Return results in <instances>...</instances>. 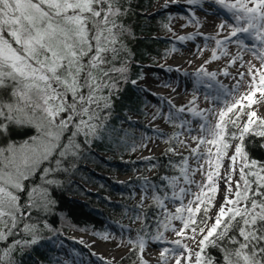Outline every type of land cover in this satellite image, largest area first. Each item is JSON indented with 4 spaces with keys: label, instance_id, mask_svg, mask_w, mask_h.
Returning <instances> with one entry per match:
<instances>
[{
    "label": "snow or ice",
    "instance_id": "1",
    "mask_svg": "<svg viewBox=\"0 0 264 264\" xmlns=\"http://www.w3.org/2000/svg\"><path fill=\"white\" fill-rule=\"evenodd\" d=\"M211 2L230 13L231 18L238 11L244 12L245 16L236 23L243 20L249 29L254 28L259 47H264V0ZM207 3L209 0H187L184 4L172 0L163 6V11L168 12L170 21L180 18L174 17V12H183L186 22L181 27L193 26L199 24L195 13L204 10ZM126 4L127 0H0V264H21L18 255L27 254L44 238L52 250L45 261L37 264H93L89 256L100 264H116L103 255L89 251L86 256L79 248L66 245L47 218L56 203L54 192L64 183L61 177L73 172L79 158L91 152L95 142L111 138L117 146L133 151L138 146L127 143L131 135L128 130L110 123L113 98L122 91V84L137 85L136 79H128L132 54L126 39L132 33L124 24L129 11ZM226 26L219 24L218 31L223 32ZM163 28L174 32L169 23ZM195 38L184 36L179 41ZM236 38L234 32L232 39ZM216 43L218 49L227 52L224 41ZM259 47L251 49L258 64L243 56H225L229 67L243 70L237 76H232L228 68L219 73L236 81L234 87L226 86L217 72L203 67L194 74V86L214 89L226 97H209L225 109L218 114L219 127L213 130L204 115L211 110L200 109L196 97L174 108L181 114L178 120L166 118L178 128L174 133L176 144L183 143L185 130L188 134L196 131L182 115L185 112L200 118L203 129L210 134L218 136L227 130V135L214 145L218 149L214 158L211 152L190 149L195 159L208 160L206 183L196 184L198 193L185 186L196 183L191 177L203 171L198 166L190 169L189 157H180L178 175L160 177L163 184L141 178L143 199L136 205L138 214L133 219H148L144 202L149 199L159 216L154 232L145 223L127 241L136 264H150L143 255L149 245L161 249L158 264H264V161L249 157L243 147L246 136L264 138V115L253 108L264 105V51ZM219 59L213 52L212 60ZM242 87L247 91L239 99L234 98ZM138 91L154 96L144 88ZM157 117L155 113L151 116L153 120ZM126 119L130 125L138 123L130 116ZM233 141V154L228 156ZM144 146L146 142L141 138L139 147ZM174 147L175 144L169 147L168 152L174 154ZM224 158L229 166L222 176ZM221 179L226 189L224 200L216 215L210 217V202L215 199ZM187 196L193 199L185 204ZM169 203L179 206L169 211ZM172 221H178L179 226H172ZM41 228L54 235L41 237ZM169 230L178 238L169 241L165 235ZM94 235L101 242L110 240L107 233ZM185 240L194 244L190 246ZM74 243L83 245L84 241ZM210 249H215L219 258Z\"/></svg>",
    "mask_w": 264,
    "mask_h": 264
},
{
    "label": "trees",
    "instance_id": "2",
    "mask_svg": "<svg viewBox=\"0 0 264 264\" xmlns=\"http://www.w3.org/2000/svg\"><path fill=\"white\" fill-rule=\"evenodd\" d=\"M158 3L159 0H127L125 5L129 11L124 17V24L132 33L126 39L127 47L132 54L129 60V80L140 79L138 74L143 75L142 63H149L154 59L165 61L168 57L165 56V53L172 52L171 39H168L171 33L163 28L165 23H169L168 14L157 10ZM163 84H165L162 85L164 87L171 86V83ZM121 87L122 91L113 98V117L110 123L117 129L123 126L128 130L131 135L127 143L135 142L138 146L133 151L130 147L117 146L111 138L95 142L91 146V152H85V155L79 158L73 172L61 177L64 183L54 192L56 203L53 206L52 214L47 219L59 231L60 238L68 246L71 245L66 236L72 232L98 238L94 232L110 234L113 225H123L124 222L136 221L139 223V226L136 227V234L145 223L149 225V231L154 232L159 210L151 208L154 203L151 201L148 205H144L148 209V219H133L138 214L136 205L140 203L136 200L133 189L140 188L143 183L141 178H147L156 184H163L160 177L178 175L180 157H186L175 151L174 154L168 152L169 147L174 144V150L180 147V144H176L174 137L171 138L168 149L163 154L138 159V154L145 150V146L139 147L141 138L147 144L151 136V129L147 125L153 114L147 110L151 100L141 94L137 87L131 83L125 82ZM152 104L155 108L154 113H161L160 106L156 101H153ZM130 114L139 117L137 120L131 118V120L137 121V124L130 125L127 122L126 117H129ZM169 124L173 126L174 132L178 130L173 124ZM228 128H231V124L228 125ZM224 132L227 135V130ZM173 134V132L169 133V135ZM237 135L239 134L237 133ZM243 147L249 157L257 161H264V138L246 136ZM98 152L107 153L116 156V158L102 157ZM128 157L130 159H127ZM138 171L141 172L140 177L134 178ZM149 171L153 173L151 176L148 175ZM101 173L131 175L133 178L120 181L116 178L108 179ZM85 185L95 188V191H89ZM140 215L143 216L142 213ZM39 235L48 237L54 233H49L47 229L41 228ZM51 250V243L44 238L30 252L23 256L18 255L17 258L21 264H37L38 261H45ZM209 251L219 258L215 249ZM131 252L132 248L117 264H135L136 258L131 255Z\"/></svg>",
    "mask_w": 264,
    "mask_h": 264
},
{
    "label": "rangeland",
    "instance_id": "3",
    "mask_svg": "<svg viewBox=\"0 0 264 264\" xmlns=\"http://www.w3.org/2000/svg\"><path fill=\"white\" fill-rule=\"evenodd\" d=\"M187 0H180L181 4L186 3ZM171 4L172 0H159L157 5V10L163 11V6L165 4ZM165 12V11H163ZM168 14V12H166ZM196 17L199 20V24H193V26L181 27L186 22V16L183 12H174V17H180L179 19L168 20L169 24L173 26V31L169 34L168 39H171V44L176 48L175 52H167V59L165 61H160L158 59H154L149 63H142L143 67V78L137 80V89L144 88L147 89L148 92H151L153 95H148L147 92H140L147 99L151 100V104L147 107L151 113H154V107L152 102L156 101V103L160 106L161 113L156 114L158 117L153 120H149L147 125L151 129V136L147 141L145 146V150L138 154V159L144 157H152L159 156L163 154L168 149V144L171 141V138H174L173 135H169V133H175L173 126H171L166 119L167 116H171L173 120H178L181 114L177 111H174L175 107L185 106L189 101H191L194 97L198 98V106L200 109H209L211 110L209 113H205V117L210 121V124L215 130L220 125V121L218 119V114L223 113L225 109L220 104H215L212 102L211 98L217 95H220L222 99H226L223 93H219L214 89H208L205 86H194V81L196 74L200 68H206L210 72H217L218 79L223 82L226 86L234 87L236 81H234L231 77H224L223 75H219L225 68H228V71L232 73V76H237L238 72L243 71L242 69L229 67L227 56H243L246 57L248 62H252L258 64L259 61L252 54L251 49L254 47H259V41L257 39V33L253 29H249L248 23L243 22L241 20L240 24L236 23L237 19H241L245 16L244 12L235 13V18H231V14L226 10L220 8L218 5L209 0V3L204 5V10L197 11L195 13ZM227 25L223 32L218 31L219 24ZM255 23L258 24L259 20L256 19ZM235 32L236 39H232L233 34ZM184 36H195L194 40L180 42L179 38ZM211 37L212 39H206ZM249 40H257V43L251 44ZM216 41H224V48L227 49L225 53L223 50L218 49L219 45ZM259 50L264 51V47H259ZM216 53L217 56H220L221 59L213 61L212 54ZM226 56V57H225ZM168 69H172V71H168ZM176 69H179L177 71ZM188 74V75H184ZM163 83H171L170 87H164ZM247 83V77H245V84ZM247 91L246 87H242L238 95H235L234 98L239 99L241 95ZM206 95H208L206 97ZM160 96L163 99L157 100L156 97ZM228 102H231L230 100ZM260 107L259 104L253 106L254 110H258ZM184 118L189 119L192 127L196 129L193 134H188L187 130H185V135L181 137L183 143H180V147L175 149L174 151L178 154H183L186 157H189L188 164L191 168L199 167L203 169V171H197L195 176L191 177L196 183L192 185H185L186 187H190L193 193H198L200 189L196 187V184L201 182H205V173L208 170V160L202 158H196L190 152V149H198L200 153L207 154L209 152L212 153V157H215L216 151L218 149L214 147V145L223 142L225 139V132H221L218 136L212 135L209 133L207 129H203V125L200 123V118L193 117L189 113L185 112L182 114ZM264 115V114H262ZM130 118L137 120L138 116L134 114L129 115ZM231 124V123H229ZM125 125V124H124ZM203 129V130H201ZM178 131V130H177ZM159 133H163L165 135H160ZM239 134V133H238ZM198 140L204 141L203 143H198ZM185 143L188 145L185 147ZM236 142L232 143V147L228 150V155L233 152V148L235 147ZM102 157H112L116 158V156L109 155L107 153H100ZM123 158V157H122ZM127 159H130L128 157ZM226 158L223 160V166ZM199 161V163H197ZM222 166V168H223ZM91 167V165H89ZM221 168V169H222ZM152 171L148 172V175L151 176ZM102 176L107 177L108 179L116 178L120 181H126L130 178H133L131 175H122V174H110V173H101ZM141 172H137L135 177H140ZM183 183V182H181ZM85 187L94 192L95 188L85 185ZM219 190V188H218ZM207 191V190H206ZM133 194L139 202L142 201V193L140 188H134ZM211 195V193H209ZM218 198V191L215 194V199L210 202L209 207V216L212 217L213 210L215 209L216 200ZM192 196H188L187 200L184 201L186 204L189 200H192ZM152 200H147L144 202V205H148ZM179 206L178 204H168L169 211H175V208ZM193 208L196 207V204L192 205ZM211 222V221H209ZM172 226H179L178 221H172ZM139 226V223L124 222L123 225H113L110 231V240L109 242H101L100 239L92 237L97 244L95 246L92 245H80L74 243L78 239L75 238L76 232H72L66 236L68 243L72 247H80L79 249L84 252L87 256L88 252L91 251L93 253L102 255L99 250L103 247L112 246L110 250L109 256H104L106 258L112 259L116 262H120L122 258L130 251V247L127 245V241L129 237H135L136 227ZM80 234V233H79ZM83 235V234H82ZM87 235V234H84ZM167 239L169 241L177 239L170 230L165 232ZM190 235V233H187ZM185 243H188L190 246L194 244V241L185 240ZM150 246V245H149ZM147 246V247H149ZM146 247V248H147ZM154 253L159 256L161 249L157 246L154 247ZM144 255V253H143ZM145 258V256H144ZM89 260L93 262V264H100L99 261L95 259L94 256H89ZM146 259V258H145ZM136 264V263H135ZM158 264V263H157Z\"/></svg>",
    "mask_w": 264,
    "mask_h": 264
},
{
    "label": "bare ground",
    "instance_id": "4",
    "mask_svg": "<svg viewBox=\"0 0 264 264\" xmlns=\"http://www.w3.org/2000/svg\"><path fill=\"white\" fill-rule=\"evenodd\" d=\"M243 56V54H241ZM246 60V57L243 56ZM247 61V60H246ZM260 105V104H259ZM260 114H264V105H260V107L257 110ZM233 154L230 153L228 156H231ZM229 166V161L225 160L224 166L222 169H220L221 175L223 176L225 169H227ZM226 193V189H225V184L223 179H221V181L219 182V190H218V198L216 200V204H215V209L213 210L212 213V217H214L216 215L217 209L222 205L223 200H224V196ZM188 196L185 197L184 201L187 200ZM76 239L78 240H83L85 245H92L95 246V244H97L95 242V240L90 237L89 235H82L77 233L76 235H74ZM154 247L153 245H150L149 247L146 248L145 252H144V256L146 258V260H148L150 262V264H157L159 262V256L156 255L154 253ZM112 249V246H107V247H103L100 251V253L104 256H109L110 255V250Z\"/></svg>",
    "mask_w": 264,
    "mask_h": 264
}]
</instances>
